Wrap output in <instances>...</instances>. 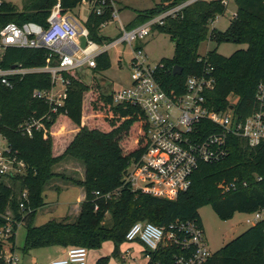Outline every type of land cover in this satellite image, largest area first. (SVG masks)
<instances>
[{"label": "trees", "instance_id": "trees-1", "mask_svg": "<svg viewBox=\"0 0 264 264\" xmlns=\"http://www.w3.org/2000/svg\"><path fill=\"white\" fill-rule=\"evenodd\" d=\"M85 1L91 5L85 24L91 38L100 44L110 41L100 35L102 25L114 18L110 0H60L64 14ZM186 1L160 0L153 9L137 11L135 20L126 29L132 30ZM223 1L195 2L176 15L166 17L162 25L153 26V32L167 35L175 46L173 58H163L159 62L162 65L159 82L168 92L183 93L189 77L201 76L206 67H214L216 84L214 91L207 95L209 106L218 112L234 106L237 116L246 119L260 111L256 96L259 85L264 84V0H232L237 12L229 28L221 32L211 29V25L226 13ZM57 3L58 0H25L23 9L19 10L5 0L0 9V26L35 22L48 27V19ZM99 6L103 8L100 15L95 11ZM208 40L214 41L217 47L221 43H233L246 45L247 49L225 57L216 48L202 57L199 48ZM49 56L45 50L10 48L0 67L7 69L19 64L27 68L50 67L56 64V59ZM96 61L94 74L111 67L108 52ZM177 65L183 68L181 76L173 75ZM66 77L70 84L64 107L56 114L51 113L52 119L44 121L43 129H34L32 137L23 134L22 126L50 112V106L35 98L34 93L50 91L51 76L36 73L16 78L12 89L0 84V139L7 141L12 154L27 167L25 175L0 176V264H7L4 259L7 249L16 250L18 223L26 227L25 254L52 247H83L89 252L101 249L106 241L113 242L119 249L126 233L137 222H150L159 227H168L176 221H194L202 225L198 212L208 205L225 221L231 220L236 213L264 212V143L254 148L247 140L230 136L228 157L217 163L201 164L193 176L192 188L177 200L137 193L125 185L124 178L131 161L138 159L148 145L145 113L130 104L115 106L112 94L100 93L102 102L112 109L109 118L114 129L108 133L90 130L84 125L85 96L93 91L77 72ZM62 115L67 118L60 122ZM118 120H121L119 125ZM58 125L64 130L68 127L66 138L79 128L77 135L70 136L73 142L68 146V141L65 143V149L55 143L53 128ZM203 127L217 132V127L209 122ZM123 144L131 149L124 146L126 152ZM56 152L60 153L56 155ZM67 156L77 158L85 167L84 180H72L82 186L86 194L80 213L77 217L53 219L36 226L38 211L46 205L44 193L54 175V166L67 160ZM4 179H9L13 185L6 184ZM234 181L240 184L238 189L224 193L223 184ZM244 182L247 187L242 186ZM24 192L27 198L23 197ZM9 225L13 227V234L5 238L1 231ZM115 254L119 255L118 251ZM205 264H264V218L214 253Z\"/></svg>", "mask_w": 264, "mask_h": 264}, {"label": "built area", "instance_id": "built-area-1", "mask_svg": "<svg viewBox=\"0 0 264 264\" xmlns=\"http://www.w3.org/2000/svg\"><path fill=\"white\" fill-rule=\"evenodd\" d=\"M4 1L0 0V9ZM198 1L211 0H188L132 30L121 25L120 36L102 44L91 38L85 26L64 14L60 0L52 9L48 27L35 22L0 26V63L10 48L45 50L50 53L49 57L56 59V64L50 67L27 68L21 64L7 69L0 67V84L10 89L14 87L16 78L36 73L51 76L52 89L34 93V97L44 100L51 110L25 123L22 126L23 134L32 137L34 129H43L44 121H50L52 114L64 107L70 84L66 75L86 68L95 69L97 57L124 43L134 47L135 51L131 63V85L112 94L114 103L139 107L145 113L148 126L147 148L138 159L131 161L124 178L125 185H129L134 192L177 200L192 188L193 176L201 164L217 163L228 157L227 142L230 136L243 138L254 148L264 143L263 83L259 85L256 96L260 111L241 119L235 113L234 106V109L229 108L225 112H218L209 106L207 95L214 91L216 84L214 67H206L201 76L189 77L183 93L168 92L159 82L162 65L159 62L152 65L147 60L148 56L141 43L152 33L153 26L162 25L166 17L174 16ZM230 1L224 0L223 4L228 7ZM95 11L100 15L103 8L99 6ZM82 37L87 41L85 47L82 46ZM206 122L215 125L217 132L205 129L203 124ZM12 153L7 141L1 138L0 176L17 177L26 174V164ZM239 186L234 181L224 183L222 189L227 193L236 191ZM242 186L247 187V182ZM23 197H28L27 192L23 193ZM110 197L108 194L107 198ZM263 218L264 212H258L254 218L247 220V224L254 225ZM21 225L17 224L19 227ZM1 233L7 238L13 234V227L7 226ZM125 242L141 245L147 264H205L214 255L208 248L203 225L194 221H176L168 227L137 222L126 233ZM88 254L86 248H70L64 258L50 264H87ZM122 256L124 260H133L131 250ZM4 259L7 264H20V258L15 252L5 253Z\"/></svg>", "mask_w": 264, "mask_h": 264}, {"label": "rangeland", "instance_id": "rangeland-1", "mask_svg": "<svg viewBox=\"0 0 264 264\" xmlns=\"http://www.w3.org/2000/svg\"><path fill=\"white\" fill-rule=\"evenodd\" d=\"M19 10L24 7L25 0H9ZM160 0H110L111 10L114 15L117 14L108 23H105L101 27L100 35L109 37L110 40L117 39L121 33V24L128 26L136 18L137 11H146L153 9ZM89 2H84L81 6L70 11L68 15L70 17H77L82 23H85L90 15ZM237 12V5L235 2L230 1L224 16L219 17L212 25L211 29H217L218 31H226L230 23ZM147 42V43H146ZM143 43L144 50L148 56V61L155 65L163 58L171 59L174 56L175 46L171 39L164 34L153 32L148 36L147 40ZM219 54L230 57L238 50H246V45H236L233 43H221L217 47L214 41L208 40L204 42L199 48V54L205 57L209 52L215 50ZM134 47L128 44H119L109 51L111 67L96 76L92 71L84 69L77 73V76L87 83L91 91L85 96V110H84V125L90 130H100L101 132H111L114 127L111 125V119L109 118L112 113L110 106L105 105L101 98V95L110 96L114 92L121 91L128 88L131 85V63L134 57ZM117 106L116 103H114ZM67 117L62 115L60 122H63ZM118 120L117 125H119ZM59 122V123H60ZM73 128V125H70ZM68 128V127H67ZM65 128V130L67 129ZM75 128V133L69 134L68 138H65L62 146L66 148L73 142L75 136L79 132ZM60 130L64 132L62 127ZM131 131H134L133 129ZM131 132V135H134ZM68 141V143H67ZM67 143V146L65 145ZM4 147L5 144L2 143ZM126 146L128 150L131 148ZM125 148V151L128 150ZM61 152V151H60ZM60 152H56V155ZM63 152V151H62ZM67 160L61 161L54 166V175L51 181L47 184L44 193L45 203L47 204L40 209L37 214L35 225H43L50 220H61L67 215L69 209L73 204L77 203L80 196V189L82 186L76 185L72 180L82 181L85 178V167L80 160L73 156H67ZM6 184L13 185L9 179H4ZM15 187V186H14ZM17 188V187H16ZM60 189V190H57ZM84 189V188H83ZM19 193L20 190H17ZM255 214H243L236 213L231 220H221L214 212L211 205H208L199 210L198 216L206 232V239L208 248L214 254L224 248L228 243L237 237L245 233L252 225L247 224L248 219L254 218ZM68 218H71L68 217ZM110 218V215H108ZM109 220V219H107ZM26 239V227L21 226L17 232V252L16 254L20 258V264H50L56 260L51 252H47L51 248H41L34 250L31 254H25L23 248L25 246ZM127 250H131L132 259L121 260L115 252L123 254ZM144 249L137 243L124 242L116 249V246L111 241L103 243L101 249L91 250L88 254L87 264H147V260L143 256ZM102 259H107L106 262H100ZM100 262V263H99Z\"/></svg>", "mask_w": 264, "mask_h": 264}, {"label": "crops", "instance_id": "crops-1", "mask_svg": "<svg viewBox=\"0 0 264 264\" xmlns=\"http://www.w3.org/2000/svg\"><path fill=\"white\" fill-rule=\"evenodd\" d=\"M89 6H90V10H91V5L89 4ZM91 13V12H90ZM69 16V15H68ZM70 17V16H69ZM71 18H73V19H75L78 23H80L81 25H83V26H85V24H86V22L85 23H82L77 17H71ZM88 20V19H87ZM122 25V24H121ZM124 26V25H123ZM86 27V26H85ZM126 27V26H125ZM119 37V36H118ZM117 37V38H118ZM109 38V37H108ZM112 40H110V41H108V42H111ZM147 43V42H146ZM146 43H141V46L144 48V45L146 44ZM113 49V48H112ZM111 50V49H110ZM109 50V51H110ZM109 51H108V53H109ZM87 69V71H92L93 72V68H86ZM102 73V72H101ZM100 74V73H99ZM99 74H96V76L97 75H99ZM62 125V124H61ZM66 126H68V124H66ZM61 126L60 125H58V126H55V128H53L54 129V138H55V143H57V144H59L60 146H62V144H63V142H64V140H65V138L66 137H64V134H66V132L67 131H65V132H61L60 131V129L62 128H60ZM63 147V146H62ZM63 149H65V148H63ZM80 189V196H79V198H78V200H77V203L76 204H73V206H71V208L69 209V212L67 213V215L64 217V215L62 216L63 218H68V217H77L78 215H79V213H80V210H81V204H82V202L85 200V197H86V194H85V190L83 189V188H79ZM46 204H47V202H46ZM38 214H39V212H38ZM63 218H61V219H63ZM42 225V224H41ZM40 226V225H39ZM18 232V231H17ZM17 240V239H16ZM139 245V244H138ZM139 246H141V245H139ZM16 247H17V241H16ZM47 250H49V251H47L49 254H50V252L54 255V256H52V257H54V258H57L56 260H58V259H62V258H64L65 257V255H66V253H67V250L68 249H66V248H62V247H52L51 249H47ZM9 251H11L10 250V248L9 249H7L4 253H7V252H9ZM15 253L17 252V248H16V250L14 251ZM33 252V251H32ZM31 252V253H32ZM144 252V251H143ZM31 253H29V254H31ZM123 254H120L119 253V257H120V259L122 260L123 259V256H122ZM123 261H124V259H123Z\"/></svg>", "mask_w": 264, "mask_h": 264}, {"label": "water", "instance_id": "water-1", "mask_svg": "<svg viewBox=\"0 0 264 264\" xmlns=\"http://www.w3.org/2000/svg\"><path fill=\"white\" fill-rule=\"evenodd\" d=\"M81 42H82V46L85 47L86 46V38L82 37L81 38ZM183 74V68L179 65L174 67L173 70V75L174 76H181ZM230 109H234L233 106L230 107Z\"/></svg>", "mask_w": 264, "mask_h": 264}]
</instances>
